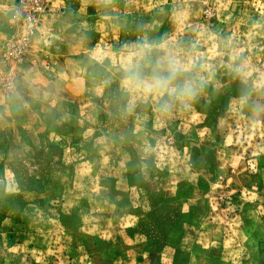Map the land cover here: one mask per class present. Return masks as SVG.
Listing matches in <instances>:
<instances>
[{
	"label": "rangeland",
	"instance_id": "374dc122",
	"mask_svg": "<svg viewBox=\"0 0 264 264\" xmlns=\"http://www.w3.org/2000/svg\"><path fill=\"white\" fill-rule=\"evenodd\" d=\"M16 3L0 0V264H264V0H49L23 64L5 56ZM138 43L206 65L190 109L125 110Z\"/></svg>",
	"mask_w": 264,
	"mask_h": 264
},
{
	"label": "clouds",
	"instance_id": "9594fccd",
	"mask_svg": "<svg viewBox=\"0 0 264 264\" xmlns=\"http://www.w3.org/2000/svg\"><path fill=\"white\" fill-rule=\"evenodd\" d=\"M150 47L153 46L136 44L132 53L119 66L120 87L129 96L125 110H134L137 99L154 100L157 111L162 115L174 110L190 109L207 84V78L203 75L206 65L196 57L191 61L192 74L185 75L188 68L179 55L168 51L164 55L153 56ZM154 47L160 48L162 45ZM245 66L246 62H242L234 71L244 74Z\"/></svg>",
	"mask_w": 264,
	"mask_h": 264
},
{
	"label": "built area",
	"instance_id": "2783aa9c",
	"mask_svg": "<svg viewBox=\"0 0 264 264\" xmlns=\"http://www.w3.org/2000/svg\"><path fill=\"white\" fill-rule=\"evenodd\" d=\"M49 0H17L11 19L13 38L5 45V56L18 64L27 61L39 25V16L48 8ZM21 29H24L21 33ZM8 93L17 89L15 73H8L3 80Z\"/></svg>",
	"mask_w": 264,
	"mask_h": 264
},
{
	"label": "crops",
	"instance_id": "0c3cea01",
	"mask_svg": "<svg viewBox=\"0 0 264 264\" xmlns=\"http://www.w3.org/2000/svg\"><path fill=\"white\" fill-rule=\"evenodd\" d=\"M43 42H45L47 45H49L52 43V40H49V38H47V37H45V38L43 37ZM55 57H56V59H60V63H62V64H64V62H68V57L64 58L65 55L64 56L56 55ZM57 62H59V61H57Z\"/></svg>",
	"mask_w": 264,
	"mask_h": 264
}]
</instances>
